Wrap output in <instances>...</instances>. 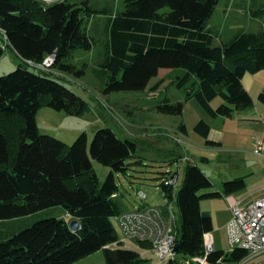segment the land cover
Returning <instances> with one entry per match:
<instances>
[{
  "label": "trees",
  "instance_id": "obj_1",
  "mask_svg": "<svg viewBox=\"0 0 264 264\" xmlns=\"http://www.w3.org/2000/svg\"><path fill=\"white\" fill-rule=\"evenodd\" d=\"M219 3L124 0L122 9H96L87 2L69 0L52 5L0 0V33L25 62L0 76V264H73L100 250L108 264H148L140 253L122 249L124 243L113 221L125 211L116 176L127 175L133 164L141 163H131L137 144L119 138L109 127L98 129L92 141L84 132L72 145L41 134L37 123L41 108L82 116L88 103L36 66L55 54L53 68L63 74L80 73L68 60L77 49L95 47L91 24L95 17L104 16L100 43L104 49L97 73L106 94L144 91L162 69L182 70L177 85L187 86V100H196L213 119L232 118L254 105L242 80L246 73L264 70V21L257 33L241 30L217 45L219 32L208 22ZM261 6L253 0L254 19L264 17ZM5 49L0 44V57ZM160 87L158 83L151 90L157 92ZM217 97L224 103L215 109L211 103ZM259 100L264 103V92ZM158 108L179 115L184 104L166 98ZM181 129L186 132L184 125ZM211 130L205 120L195 127L207 146H221L209 139ZM94 161L111 168L104 182ZM176 174L162 173V179ZM159 187L170 201L176 198L181 220V228L176 226L177 258L166 264L237 263L247 257L248 252L240 248L207 254L205 237L214 224L212 215L201 210V201L222 193H200L213 183L198 165L187 164L177 194L175 186H165L163 181ZM246 187L245 179L239 178L224 183V193L231 195ZM56 207L63 208L71 220H79L81 229L74 232L69 221L49 217L17 232L6 230L7 222ZM138 242L152 249L151 244Z\"/></svg>",
  "mask_w": 264,
  "mask_h": 264
},
{
  "label": "rangeland",
  "instance_id": "obj_2",
  "mask_svg": "<svg viewBox=\"0 0 264 264\" xmlns=\"http://www.w3.org/2000/svg\"><path fill=\"white\" fill-rule=\"evenodd\" d=\"M38 1L44 5H52L61 0ZM69 1L76 4L87 2V5L96 9L111 6L122 9L124 3V0ZM258 1L264 8V0ZM252 7L253 0H220L208 22L210 28L219 32L217 45L228 41L241 30L257 33L261 29L264 17L254 19ZM104 21V16H97L92 21L90 32L96 37L95 47L92 50L77 49L68 60L80 73L63 74L53 67L46 70L40 68L51 73L50 77L81 96L88 103V109L82 116H73L43 107L37 114L39 131L41 134L53 136L72 145L84 132L92 141L98 129L109 127L119 138L135 142L137 153L131 163L139 160L141 163L133 164L127 175L116 176L121 187L120 200L124 208L133 210L134 207L145 202L163 209H168L170 206L178 220L179 228H181V220L176 198L170 201L164 197L159 187L163 181L162 173L177 172L179 175L175 185V194H177L184 182L187 164L191 162L198 165L213 183L212 188L200 193H222V197L201 201V210L212 215L214 224V230L207 234L206 240L213 244L215 251L230 252L227 224L233 215L232 200L245 199V204H248L264 196V158L254 153L257 140L264 142V103L259 100V95L264 92V70L255 74H245L242 80L243 86L252 97L254 105L250 109L236 112L232 118L213 119L196 100H187V86L180 88L177 85L184 75L182 70L162 69L144 91L106 94L105 85L97 73L100 51L104 49V46L100 45L104 37ZM0 44L6 47L0 57V76H5L25 62L13 48L7 46L1 33ZM31 69L36 71L33 67ZM158 83L161 87L157 92H153L151 88ZM166 98L172 103L182 102L183 113L174 115L161 112L158 106ZM223 103V99L217 97L211 105L216 109ZM201 120L212 126V140L219 137L223 141V146L206 145V140L195 131L196 125ZM183 125L186 127V132L181 129ZM94 166L101 182H104L111 168L96 161ZM239 178L245 179L247 187L231 195L224 193V183ZM139 191L144 192L147 199L141 200L138 197ZM49 217L72 221L63 208L56 207L7 222L6 230L17 232ZM115 228L124 243L122 249L140 253L143 259L149 260L148 264L167 263V261L162 263L152 249H145L138 241L126 238L117 225ZM73 264H108V262L104 250H100Z\"/></svg>",
  "mask_w": 264,
  "mask_h": 264
},
{
  "label": "built area",
  "instance_id": "obj_3",
  "mask_svg": "<svg viewBox=\"0 0 264 264\" xmlns=\"http://www.w3.org/2000/svg\"><path fill=\"white\" fill-rule=\"evenodd\" d=\"M55 61L56 55L53 54L48 56L42 65L36 67L46 70L53 67ZM254 153L264 158L262 140H257ZM178 176L176 174L163 179L164 185L175 186ZM138 197L141 200L147 199L146 194L141 191ZM231 210L233 215L227 224L230 252L236 248L248 252L247 257L237 264H264V196L248 204H245V199L232 200ZM113 221L126 238L151 244L153 252L162 263L177 258L175 250L177 218L170 206L167 211L152 205L139 206L133 210L124 211ZM205 241L207 248L206 237ZM108 248L113 249L114 246ZM207 254H210L208 250Z\"/></svg>",
  "mask_w": 264,
  "mask_h": 264
},
{
  "label": "water",
  "instance_id": "obj_4",
  "mask_svg": "<svg viewBox=\"0 0 264 264\" xmlns=\"http://www.w3.org/2000/svg\"><path fill=\"white\" fill-rule=\"evenodd\" d=\"M70 227L74 232H77L81 229V223L77 219H73L70 222ZM178 248V247H177ZM207 250L209 253H213L215 250L213 248V244L207 241Z\"/></svg>",
  "mask_w": 264,
  "mask_h": 264
},
{
  "label": "crops",
  "instance_id": "obj_5",
  "mask_svg": "<svg viewBox=\"0 0 264 264\" xmlns=\"http://www.w3.org/2000/svg\"><path fill=\"white\" fill-rule=\"evenodd\" d=\"M212 127V126H211ZM212 130H213V128H212ZM212 130H211V134H212ZM210 134V137H209V139L210 140H212V135ZM212 141H215V142H218V143H221V146H223V141L219 138V137H217V139L215 140H212ZM221 146H219V147H221ZM144 205H151V203H149V202H145V203H143V204H140V205H138V206H136V207H139V206H144ZM136 207H134V208H136ZM125 211H128L127 209H125Z\"/></svg>",
  "mask_w": 264,
  "mask_h": 264
}]
</instances>
